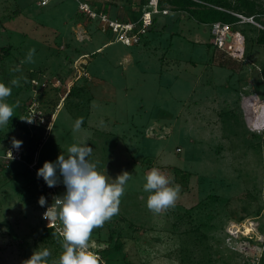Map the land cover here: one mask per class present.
I'll list each match as a JSON object with an SVG mask.
<instances>
[{"label": "rangeland", "instance_id": "374dc122", "mask_svg": "<svg viewBox=\"0 0 264 264\" xmlns=\"http://www.w3.org/2000/svg\"><path fill=\"white\" fill-rule=\"evenodd\" d=\"M38 1L0 0V82L22 78L8 98L18 107L0 127V148L13 138L25 143L19 119L38 95L54 114L39 167L87 144L99 172L132 176L119 213L88 241L104 264H264V120L251 122L260 115L253 106L264 102V44L257 43L264 17L261 27H236L245 47L236 61L212 49L209 26L184 12L156 15L141 43L125 46L101 22L80 17L78 3L126 20L144 0ZM248 1L264 12V0ZM30 48L35 63L20 65ZM34 73L45 88L28 82ZM69 82L73 91L56 110ZM151 168L181 186L175 207L159 214L145 206L143 176ZM26 169L0 167V264H21L37 248L51 251V264L61 251L39 221Z\"/></svg>", "mask_w": 264, "mask_h": 264}, {"label": "clouds", "instance_id": "9594fccd", "mask_svg": "<svg viewBox=\"0 0 264 264\" xmlns=\"http://www.w3.org/2000/svg\"><path fill=\"white\" fill-rule=\"evenodd\" d=\"M35 54V48H30L20 60V65L34 64ZM12 71L18 72L19 68ZM21 79L15 77L9 85L0 82V127H7L14 117L18 104H10L8 98L12 95L13 87H20ZM20 120L29 124L33 122L32 117ZM82 123L83 119L78 118L73 131H79ZM11 144L18 150L22 141L13 138ZM92 151L87 144L74 143L67 148V155L61 153L55 162L45 161L37 169V178H42L49 188L58 184L65 188L64 193L52 198L42 217L48 221V225L58 222L55 234L61 251L58 259L52 260L51 264H104L99 255L89 250L88 241L94 229L103 227L105 222L119 213L121 199L132 176L125 171L110 179L89 160ZM8 153L12 158L11 152ZM143 181V191L148 193L145 206L150 212L159 214L175 207L181 186L174 184V178L166 176L158 168H151L143 176ZM38 204L44 207L46 198L39 197ZM51 255L48 248H37L21 264H49Z\"/></svg>", "mask_w": 264, "mask_h": 264}, {"label": "built area", "instance_id": "2783aa9c", "mask_svg": "<svg viewBox=\"0 0 264 264\" xmlns=\"http://www.w3.org/2000/svg\"><path fill=\"white\" fill-rule=\"evenodd\" d=\"M48 1L49 0H39L37 5L39 7H45ZM157 4L158 0H148L147 4L142 8L141 15L139 16L137 21H119L116 19H112L107 14H104L102 12H96L90 7L88 3L82 1L78 3V10L90 21L101 22L102 26L105 28L104 31H106V33L113 34L115 39L123 43L125 46H132L140 44L142 38L148 34L153 24L154 15L168 14L167 10L159 11ZM231 15H233L237 19L234 24H228L218 21L209 25L210 44L214 47L215 51L227 55L228 57L236 61H243L244 39L241 31H236V27H239L241 25H253L257 27L261 26H259L254 21L253 17H246L238 13H231ZM79 73L80 72H77V75H79ZM85 77H87V73H85ZM74 81L76 82L78 81V79L75 78ZM57 82H59V80H57ZM31 84L33 85V87H41V85L43 87L46 86L42 83L39 85L36 79H33L31 81ZM73 85L74 83L72 82H69L67 84L64 95L62 97L60 96L58 104L56 105V110L59 109L62 102L68 96L70 89ZM57 86L58 83L55 88H57ZM31 117L33 121L31 124L23 121L25 123V126L29 130V137L31 139H34V130L37 128L39 129V131L36 132H41L39 135L40 139H38V142L33 141L34 147H31L33 149L31 151L32 153L30 152V150H27L26 152L22 147L17 150L10 146L4 151H0V166H6L11 163H19L23 164L27 168V170L31 172L33 178L37 181L39 185L38 195L36 197V205L39 211V221L43 225V228L51 231L54 235H56L55 233L56 227L58 226V222L56 224L48 225V221H46L42 217L43 213L46 211L47 206L51 205L52 198L54 196L64 193V186L62 184H58L56 187L49 188L44 183L42 178H37L36 176L37 169L41 168L39 167L37 161V151H39L41 147V145L39 144L43 143L49 136L54 114L50 115L47 111H44L42 109L40 105L39 96L36 95L32 98V100L29 101V103H27V106L24 108L22 118L31 119ZM8 152H11L12 158L10 157V153ZM28 156H30L31 158H28ZM41 196H44L47 201V204L44 207H41L38 204V199Z\"/></svg>", "mask_w": 264, "mask_h": 264}, {"label": "trees", "instance_id": "16d2710c", "mask_svg": "<svg viewBox=\"0 0 264 264\" xmlns=\"http://www.w3.org/2000/svg\"><path fill=\"white\" fill-rule=\"evenodd\" d=\"M148 0H144V2L140 5V9L138 11V16L132 18L131 20L133 21H137L139 16L141 15V10L142 8L147 4ZM158 10L159 11H163V10H167L168 13L170 11L172 12H184L186 13L188 16V19H192L194 21H196L197 24L200 25H211L214 22H223V23H228V24H234L237 19L231 15V13H238L241 15H244L246 17H253L255 22H259V17H264V12H260L257 11V13H254V4L249 2L248 0H235V2H231V0H158ZM213 6H215L216 8H214ZM90 7L92 9H94L96 12H102L104 14H106L108 11H106V9H101V10H97L96 8L93 7V5L90 4ZM220 8V9H218ZM80 17H84L85 16L78 10L77 11ZM168 15V14H166ZM156 15L153 16V24L151 26V29L149 30L152 31L153 26L156 22ZM165 16V15H164ZM89 20V19H88ZM90 21V20H89ZM247 27H251V25H248ZM209 28V27H208ZM260 31V35L257 39V43L262 45L264 44V30L259 29ZM210 35V33H209ZM211 48L214 49V47L211 45ZM215 50V49H214ZM245 50V47H244ZM8 53V52H6ZM245 59H247V53L245 54ZM262 75V72H261ZM36 75L35 73L29 78L28 82L31 83V81L33 79H35ZM83 79H87V78H82L80 80ZM87 81V80H85ZM27 82V84H28ZM73 89V86L70 89L69 95L71 93V91ZM41 94H43L41 92ZM68 95V96H69ZM20 119H22V117L20 116ZM19 119V123L22 125V127L20 128V131L23 130V132L26 134L24 137H26V141H25V145L22 144V148L27 152V150H30L31 146L30 142H31V138L29 137V130L27 129V127L25 126V123L23 121H21ZM35 134H37L39 131V129H35ZM38 139H40L38 137ZM38 139L36 137L35 142H38ZM12 145H6L2 148H0L1 150H6L8 147H10ZM30 156H28L29 158ZM31 158V157H30ZM30 160V159H28ZM13 164H19V163H12ZM21 165V164H19ZM1 167V166H0ZM26 168V167H25ZM27 170V169H26ZM28 171V170H27ZM34 184H35V188H39V185L37 183V181L34 179ZM45 232H50L49 230H46L44 228Z\"/></svg>", "mask_w": 264, "mask_h": 264}, {"label": "bare ground", "instance_id": "6f19581e", "mask_svg": "<svg viewBox=\"0 0 264 264\" xmlns=\"http://www.w3.org/2000/svg\"><path fill=\"white\" fill-rule=\"evenodd\" d=\"M253 112H254V114L256 112L258 114V112H259L260 115L259 116L257 115L256 116L257 119L256 120L252 119L251 122H253L254 124L255 123L259 124L261 121L264 120V102H256L255 105L253 106ZM251 122H250V124H252Z\"/></svg>", "mask_w": 264, "mask_h": 264}, {"label": "crops", "instance_id": "0c3cea01", "mask_svg": "<svg viewBox=\"0 0 264 264\" xmlns=\"http://www.w3.org/2000/svg\"><path fill=\"white\" fill-rule=\"evenodd\" d=\"M38 6V5H37ZM39 7V6H38ZM139 11V10H138ZM138 11H137V14L136 15H134V17H136V16H138ZM110 18H112V19H116V20H119V21H133V20H131V19H126V20H123V19H119V18H117V17H115V16H113L112 14H110V12H107L106 13ZM99 49V48H98Z\"/></svg>", "mask_w": 264, "mask_h": 264}]
</instances>
